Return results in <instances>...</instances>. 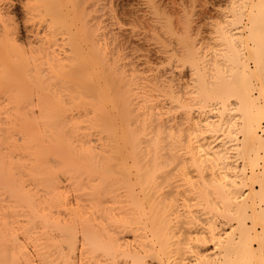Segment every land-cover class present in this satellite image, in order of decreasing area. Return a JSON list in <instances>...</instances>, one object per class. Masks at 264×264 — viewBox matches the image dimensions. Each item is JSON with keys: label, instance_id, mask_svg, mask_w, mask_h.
Listing matches in <instances>:
<instances>
[{"label": "bare ground", "instance_id": "1", "mask_svg": "<svg viewBox=\"0 0 264 264\" xmlns=\"http://www.w3.org/2000/svg\"><path fill=\"white\" fill-rule=\"evenodd\" d=\"M6 1L0 264H264V0Z\"/></svg>", "mask_w": 264, "mask_h": 264}, {"label": "rangeland", "instance_id": "2", "mask_svg": "<svg viewBox=\"0 0 264 264\" xmlns=\"http://www.w3.org/2000/svg\"><path fill=\"white\" fill-rule=\"evenodd\" d=\"M22 1L23 2H25L24 0H10L9 2H8V0L5 2V3H7V4H11L12 3V5L11 6H9V8H8V10L9 11H11V14H12V17L14 18V20H16V22L18 23V27H19V36H20V38H21V40H22V42H25V40L26 39H28L29 40V38H30V35H29V33L28 32H26V30L23 28V25H22V15H23V12H22V8H21V4H22ZM140 1V2H139ZM143 0H112V4H113V8H114V4H115V6H116V8H114V9H116V10H118L119 9V13L121 12L122 13V8L124 9L123 11H127V10H130V11H132V10H134L135 12H136V10H138L137 11V13L138 14H142V15H145V17H146V12H145V9H144V5H145V3H143L142 2ZM195 1H196V3H195ZM11 2V3H10ZM115 2V3H114ZM152 2V4L154 3V5H155V7L157 8V5L159 6V9H165L164 11H166L167 13H169L170 14V16H171V18H173V23H175V21H176V19H179L178 21L180 22V26H178V28H180V27H186V30H189L190 29V31H191V33H192V37L194 38V40L197 38L198 40L201 38V36H202V9H203V1L202 0H152L151 1ZM21 3V4H20ZM143 3V4H142ZM7 4H5V6L7 5ZM157 4V5H156ZM121 5V6H120ZM8 6H6V7H8ZM119 6V7H118ZM172 6V7H171ZM178 6V7H177ZM125 7V8H124ZM161 7V8H160ZM185 7V8H184ZM193 7V8H192ZM127 8V9H126ZM144 9V10H140V9ZM179 8V9H178ZM158 9V10H159ZM161 9V10H162ZM141 12V13H140ZM144 12V13H143ZM159 13H160V11H159ZM175 13H176V16L178 17L179 16V18H176L175 17ZM124 14V13H123ZM123 14H121L122 16H123ZM161 14V13H160ZM184 14V15H183ZM185 14H186V17H184L185 16ZM172 15H174L173 17H172ZM188 15V16H187ZM193 15V16H192ZM11 16V15H10ZM124 16H127L126 14L124 15ZM191 16V17H190ZM129 17V16H128ZM128 17H126V18H128ZM185 18V19H184ZM188 19V20H187ZM186 20V21H185ZM191 20V22L192 23H190L189 21ZM182 23V24H181ZM179 24V23H178ZM182 28H180V29H182ZM26 37V38H25ZM196 39V40H197ZM195 40V41H196ZM27 41V40H26ZM147 42V41H146ZM145 42V43H146ZM151 41H149L148 43H150ZM142 43V42H141ZM147 44V43H146ZM136 46V45H135ZM139 47H138V49H137V53H144V54H146L147 55V60H149L148 62H151L152 63V65L154 64L155 65V67L157 66V69L160 71H163V72H161V73H164V70L166 71L165 72V74L166 73H168V74H166V76H171V72H172V76L175 78V76L176 77H180V73H181V76L183 75L184 76V78L183 77H181V78H183V80L185 81V84H186V82H187V85H190V81H191V79H190V77H192V70L189 68V67H187V66H185L184 67V69L183 68H179L178 69V71L180 72H178V71H176V69H177V67L178 66H176V65H178L177 64V62L176 63H174L175 64V66H176V69L175 70H171L170 68L173 66L174 68H175V66L173 65V64H171L172 62H174V60H172V62L170 61V62H168V64H171V66L169 65V66H167L168 64L166 63L167 62V60H166V62H165V59H163V60H161L160 59V57H161V53L160 52H155V51H152L151 50V47H149L150 48V51L149 50H147L148 49V47H146L147 45H138ZM147 48V49H146ZM135 49V50H136ZM140 50V51H139ZM143 50H145V51H143ZM146 50H147V52H146ZM154 50V49H153ZM142 51V52H141ZM146 52V53H145ZM155 52V53H154ZM158 53V54H157ZM160 53V54H159ZM153 55V56H152ZM159 55H160V57H159ZM157 57V58H156ZM158 57H159V59H158ZM167 57V56H166ZM154 58V59H153ZM155 59H157L158 61H156ZM160 60H161V62H160ZM155 61V62H154ZM162 61H163V63H162ZM157 63V64H156ZM159 64H161V67H158V65ZM164 64V65H163ZM165 64H166V66H165ZM160 66V65H159ZM163 67H165V69L163 68ZM171 71H169L167 68ZM173 67H172V69H173ZM187 67V68H186ZM160 68H162V69H160ZM182 69H183V71H182ZM190 70H191V72H190ZM168 71V72H167ZM175 71V72H174ZM183 72V73H182ZM192 75H191V74ZM165 74H164V76H165ZM179 74V75H178ZM178 75V76H177ZM181 78H178V79H181ZM160 79H162V80H167V79H165L163 76L160 78ZM182 80V84L184 83V81ZM159 81H161V80H159ZM168 81V80H167ZM167 81H165V82H167ZM169 84H170V82H168ZM167 83V84H168ZM172 83V82H171ZM173 84V83H172ZM180 84H181V81H180ZM196 112H197V109H196Z\"/></svg>", "mask_w": 264, "mask_h": 264}]
</instances>
